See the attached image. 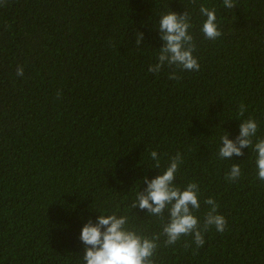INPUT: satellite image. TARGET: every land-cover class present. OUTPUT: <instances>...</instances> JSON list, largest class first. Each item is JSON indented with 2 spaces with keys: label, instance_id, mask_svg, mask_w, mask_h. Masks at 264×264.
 I'll use <instances>...</instances> for the list:
<instances>
[{
  "label": "trees",
  "instance_id": "trees-1",
  "mask_svg": "<svg viewBox=\"0 0 264 264\" xmlns=\"http://www.w3.org/2000/svg\"><path fill=\"white\" fill-rule=\"evenodd\" d=\"M234 4L0 0V264H83V224L112 213L143 236L160 234L154 264H264L256 154H218L223 132L234 140L249 117L258 125L254 142L264 138V0ZM201 5L215 9V40L201 31ZM168 11L189 14L198 71H148ZM135 32L143 33L139 47ZM173 71L179 79H169ZM177 152L174 184L198 185L201 226L209 197L227 221L223 233L209 227L199 248L192 236L165 245L167 211L161 219L131 207L143 178ZM234 163L241 176L230 181Z\"/></svg>",
  "mask_w": 264,
  "mask_h": 264
},
{
  "label": "clouds",
  "instance_id": "clouds-1",
  "mask_svg": "<svg viewBox=\"0 0 264 264\" xmlns=\"http://www.w3.org/2000/svg\"><path fill=\"white\" fill-rule=\"evenodd\" d=\"M223 4L227 8L235 7L234 0H223ZM199 11L206 17L201 28L205 38L215 40L220 37L222 33L218 30L215 9L210 10L201 5ZM190 27L189 14L186 11L181 14L168 11L160 15L157 31L163 43L158 49L157 63L149 65V72L157 73L165 65L188 71L199 70L200 65L193 56L195 45L188 31ZM135 36V46L139 47L143 33L135 32ZM16 75L23 76L22 66L17 67ZM169 79H179V77L173 71ZM245 110L241 105V116ZM257 130V122L249 117L239 124V134L234 140L229 139L227 132L224 131L220 136L218 154L221 158L231 159L233 155H244L242 149L251 147L256 154L255 165L258 179L264 181V138L254 142L253 138L256 137ZM150 157L155 161V168H159L160 160L155 150L150 153ZM182 162V156L177 152L170 158L168 166L160 174L151 180L145 176L143 183L146 187L143 191L136 193L131 207L147 210L148 214L161 219L167 211V222L162 224V234L166 237L165 245L177 243L182 236H192L199 248L205 243L203 233L209 227L214 226L217 232L223 233L227 221L223 215L217 213L219 205L216 201L209 197L204 203L211 208L206 213L201 226L198 218L193 214L194 210L200 208L198 185L190 182L181 189L174 184L176 173ZM240 176V165L232 164L226 179L235 181ZM127 224L126 216H118L115 213L100 214L95 223L91 219L84 223L79 235L84 245L83 264H154L152 257L158 247L156 241L159 240L160 234L148 238L126 227ZM187 246L186 244L185 247Z\"/></svg>",
  "mask_w": 264,
  "mask_h": 264
}]
</instances>
